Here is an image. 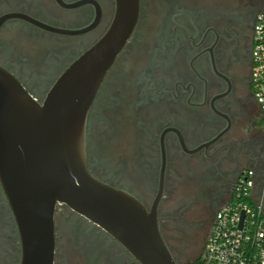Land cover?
Here are the masks:
<instances>
[{
	"label": "flooded vegetation",
	"instance_id": "obj_1",
	"mask_svg": "<svg viewBox=\"0 0 264 264\" xmlns=\"http://www.w3.org/2000/svg\"><path fill=\"white\" fill-rule=\"evenodd\" d=\"M264 0H140L136 27L89 111L87 165L156 208L179 264L204 252L215 215L248 168L264 173V120L251 79ZM117 0H0V64L39 100L109 29ZM18 16H16V15ZM39 21L61 32L40 26ZM54 264H142L60 204ZM0 180V264H22Z\"/></svg>",
	"mask_w": 264,
	"mask_h": 264
},
{
	"label": "water",
	"instance_id": "obj_2",
	"mask_svg": "<svg viewBox=\"0 0 264 264\" xmlns=\"http://www.w3.org/2000/svg\"><path fill=\"white\" fill-rule=\"evenodd\" d=\"M139 12L140 0H117L107 32L60 74L42 102L0 64V180L20 234L22 264H54L60 204L101 227L142 264H179L156 208L148 210L87 165L89 111ZM10 16L0 17V26Z\"/></svg>",
	"mask_w": 264,
	"mask_h": 264
},
{
	"label": "built area",
	"instance_id": "obj_3",
	"mask_svg": "<svg viewBox=\"0 0 264 264\" xmlns=\"http://www.w3.org/2000/svg\"><path fill=\"white\" fill-rule=\"evenodd\" d=\"M252 85L264 120V5L256 16ZM254 168L237 180L217 211L201 264H264V173Z\"/></svg>",
	"mask_w": 264,
	"mask_h": 264
},
{
	"label": "trees",
	"instance_id": "obj_4",
	"mask_svg": "<svg viewBox=\"0 0 264 264\" xmlns=\"http://www.w3.org/2000/svg\"><path fill=\"white\" fill-rule=\"evenodd\" d=\"M191 264H201V260L200 258H198L195 262L191 263Z\"/></svg>",
	"mask_w": 264,
	"mask_h": 264
},
{
	"label": "crops",
	"instance_id": "obj_5",
	"mask_svg": "<svg viewBox=\"0 0 264 264\" xmlns=\"http://www.w3.org/2000/svg\"><path fill=\"white\" fill-rule=\"evenodd\" d=\"M261 185H259V187H260Z\"/></svg>",
	"mask_w": 264,
	"mask_h": 264
},
{
	"label": "rangeland",
	"instance_id": "obj_6",
	"mask_svg": "<svg viewBox=\"0 0 264 264\" xmlns=\"http://www.w3.org/2000/svg\"><path fill=\"white\" fill-rule=\"evenodd\" d=\"M258 186H259V184H258Z\"/></svg>",
	"mask_w": 264,
	"mask_h": 264
}]
</instances>
